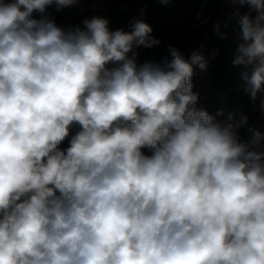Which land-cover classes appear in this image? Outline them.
<instances>
[{
	"label": "clouds",
	"instance_id": "obj_1",
	"mask_svg": "<svg viewBox=\"0 0 264 264\" xmlns=\"http://www.w3.org/2000/svg\"><path fill=\"white\" fill-rule=\"evenodd\" d=\"M76 2L0 0V264H264V153L195 108L204 57L138 65L134 47L160 44L142 20L33 16ZM233 2L250 9L233 64L254 100L264 0Z\"/></svg>",
	"mask_w": 264,
	"mask_h": 264
},
{
	"label": "trees",
	"instance_id": "obj_2",
	"mask_svg": "<svg viewBox=\"0 0 264 264\" xmlns=\"http://www.w3.org/2000/svg\"><path fill=\"white\" fill-rule=\"evenodd\" d=\"M90 1L92 0H83L82 4L86 6ZM104 3L107 9L127 6L130 9L128 17L146 6L144 22L152 28L151 35L158 39L160 44L152 48L138 47V65L161 61L168 56L167 50L170 46L179 49L185 59H189L192 53L196 52L202 55L205 61L209 52L216 49V58L207 61V79L199 82L197 73L192 76V91L198 96L195 108L208 112L222 125H239L235 129L243 139L253 141L254 129L257 126V132L261 134L257 141L264 145V84L253 100L245 91L246 85L242 78L244 72L251 75L252 67L245 68L233 64L237 48L242 43L240 20L233 15V9L242 17L250 11L247 5L241 6L238 3L235 8H231L228 2L222 5L218 0H171L164 9L158 10L154 0H104ZM64 12V8L57 10L53 4L47 7L45 15L58 26L64 19ZM83 16L86 18L87 15ZM252 16H255L254 12ZM215 19L221 22L227 20V27L211 28L210 24ZM70 27L72 26L68 25L66 29ZM108 27L110 31H116L111 24ZM230 114L231 121L228 119ZM244 117H247L246 122L243 121ZM79 130V125H71L69 136L61 143L60 148L69 147L71 137ZM142 151L151 155L148 149Z\"/></svg>",
	"mask_w": 264,
	"mask_h": 264
},
{
	"label": "built area",
	"instance_id": "obj_3",
	"mask_svg": "<svg viewBox=\"0 0 264 264\" xmlns=\"http://www.w3.org/2000/svg\"><path fill=\"white\" fill-rule=\"evenodd\" d=\"M221 2L222 5L226 4L228 2V0H218ZM145 8L146 6H143V8H140L137 12H135L134 14H132L131 16L128 17L129 13H130V9L127 6H121L119 8L120 11L124 12L126 14V26L124 29V32H131L132 29V24L137 21V20H145ZM107 11L108 9L105 7V3L104 0H92V4L88 7L87 11L85 12V14L87 15L85 19H89V18H93V17H101V18H105L109 21V24H111L115 29V25L112 23V21L107 17ZM46 16L45 13L44 14H40V13H34L33 16L34 18L40 19L41 17ZM233 15L238 19L241 20V15L234 9L233 11ZM211 28L214 29H225L227 27V20H224L223 22H221L219 19H215L211 22L210 24ZM204 37H206V35H204ZM138 48L134 47L133 52L137 53ZM133 55L132 52L128 53V56L131 57ZM217 56V50H211L209 52V54L206 57L207 61L213 60L215 59ZM110 67H116L118 65L116 64H108Z\"/></svg>",
	"mask_w": 264,
	"mask_h": 264
},
{
	"label": "crops",
	"instance_id": "obj_4",
	"mask_svg": "<svg viewBox=\"0 0 264 264\" xmlns=\"http://www.w3.org/2000/svg\"><path fill=\"white\" fill-rule=\"evenodd\" d=\"M82 1L83 0H80V1L78 0V4L80 5V7H76V4H73L72 6L68 7L67 10L65 9L66 7H64V11H65L64 12V19L58 26H60V27H62L64 29H66V27L68 25L72 26V28H74L76 26H79V27H83L84 26L83 25V21L86 20V19H84L85 17L83 16L84 12H83L82 9H84L85 7H88L89 3L85 6V5L82 4ZM237 4L238 3H234L233 0H228V5L231 8H235ZM81 10H82V12H81ZM71 13H72V15H71ZM71 16L76 21V25L71 24V20H72ZM110 68H112V67H110Z\"/></svg>",
	"mask_w": 264,
	"mask_h": 264
},
{
	"label": "rangeland",
	"instance_id": "obj_5",
	"mask_svg": "<svg viewBox=\"0 0 264 264\" xmlns=\"http://www.w3.org/2000/svg\"><path fill=\"white\" fill-rule=\"evenodd\" d=\"M80 1V0H79ZM76 4V7H80V5L78 4V0H77V3H75ZM92 4V1H90L89 2V5H88V7L90 6ZM88 7H87V9H88ZM73 8V7H72ZM66 10L68 9V7H66L65 8ZM87 9H82L83 10V15L85 14V12L87 11ZM82 10H81V12H82ZM233 11H234V9H233ZM71 15H72V13H71ZM71 24H74V25H76V21L74 20V18H72V16H71ZM85 19V18H84ZM206 62V67H207V61H205ZM107 67L108 68H110L108 65H107ZM206 67L204 68V69H201L199 66H197L196 68H194V73H197V76H198V81L199 82H202V81H204V80H206L207 79V76L209 75V73L205 70L206 69ZM235 131H236V129H235ZM237 132V131H236ZM237 134H238V132H237ZM238 138H239V141L240 142H242V143H249L250 145H251V150H255V151H257V152H261V153H264V145H261V144H259L258 143V141L256 140V142L255 143H252L253 141L252 140H250V139H248V138H246V139H243L241 136H239V134H238Z\"/></svg>",
	"mask_w": 264,
	"mask_h": 264
},
{
	"label": "water",
	"instance_id": "obj_6",
	"mask_svg": "<svg viewBox=\"0 0 264 264\" xmlns=\"http://www.w3.org/2000/svg\"><path fill=\"white\" fill-rule=\"evenodd\" d=\"M171 0H169L168 3H162L161 0H154V3L157 7L158 10L164 9ZM107 17L112 21V23L115 25L116 30H123L125 29L126 26V14L119 9L116 8H110L107 11ZM91 19V18H89ZM258 127L256 126L254 129V133L257 132Z\"/></svg>",
	"mask_w": 264,
	"mask_h": 264
}]
</instances>
